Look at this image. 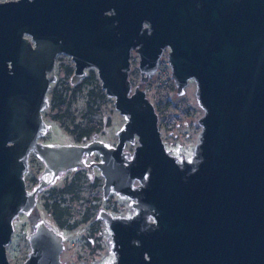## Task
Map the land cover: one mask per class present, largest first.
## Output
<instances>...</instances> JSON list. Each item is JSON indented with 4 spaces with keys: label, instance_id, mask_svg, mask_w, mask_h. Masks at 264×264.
Masks as SVG:
<instances>
[{
    "label": "water",
    "instance_id": "obj_1",
    "mask_svg": "<svg viewBox=\"0 0 264 264\" xmlns=\"http://www.w3.org/2000/svg\"><path fill=\"white\" fill-rule=\"evenodd\" d=\"M132 49L142 83L169 49L172 100L196 83L204 115L192 157L166 148L154 103L130 79ZM59 54L75 63L73 85L96 69L115 99L126 119L115 146L97 135L41 140ZM32 153L44 169L29 189ZM95 153L101 161L88 163ZM95 167L103 197L135 209L99 211L114 255L106 264H264V0H0V264H11L21 214L35 225L24 264H67L65 236L43 219L39 194L68 170L92 177Z\"/></svg>",
    "mask_w": 264,
    "mask_h": 264
},
{
    "label": "rangeland",
    "instance_id": "obj_2",
    "mask_svg": "<svg viewBox=\"0 0 264 264\" xmlns=\"http://www.w3.org/2000/svg\"><path fill=\"white\" fill-rule=\"evenodd\" d=\"M168 51L169 49H166L160 59L154 77L145 83L141 82L139 54L134 53L131 58L130 79L134 87L139 85L146 89L149 99L154 103L159 113L160 130L166 148L176 157L190 158L200 140L202 126L198 120L204 115V110L198 103L194 81H190L184 94L177 95L176 99L172 100L176 86L171 76ZM70 69L72 72L67 73ZM74 69L75 63L70 56L58 55L55 72L57 78L48 92L50 105L43 111L50 129L41 140L73 143L78 141L77 136L81 129L95 127L96 130L89 138L82 139L83 142L89 141L98 133L101 139L111 140L115 144L118 140L117 131L126 122L124 115L116 109L115 99L106 94L96 69H87L86 77L73 85L71 77ZM55 92L62 94L64 99H71L69 113L63 119L54 118L55 111L52 107ZM167 100H172L173 105L167 107ZM158 106L162 109L159 110ZM137 145L136 138L135 142L127 143L126 149L134 152ZM41 170L43 163L32 153L29 158V170L25 175L29 189L37 184ZM95 175L91 181L85 171L69 174L39 194L38 207L43 219L65 236L62 259L67 264L112 262L114 255L111 251V234L106 229L105 222L98 218V213L102 209L121 216L133 213L130 200L116 194L105 199L104 179L99 172ZM66 187L72 191H62ZM54 202H57L65 213L62 217L64 226L59 225L46 206H51ZM33 228L25 214H21L15 221V231L7 246L11 264H24L28 258L31 251L29 235Z\"/></svg>",
    "mask_w": 264,
    "mask_h": 264
},
{
    "label": "trees",
    "instance_id": "obj_3",
    "mask_svg": "<svg viewBox=\"0 0 264 264\" xmlns=\"http://www.w3.org/2000/svg\"><path fill=\"white\" fill-rule=\"evenodd\" d=\"M71 72H72V69L67 70V73H71ZM78 86H76V87H78ZM53 100H54V103H53L52 108L55 111L54 118L63 119L69 113V108L71 106V99H69V100L64 99L62 94H58L55 92V94L53 95ZM172 103H173L172 100H167L166 101L167 107H170L171 105H173ZM158 107H159V110L162 109L161 106H158ZM95 130H96L95 127H87V128L81 129L80 132L78 133L77 140L81 141L84 138H89L92 135L93 131H95ZM62 191H70L71 192L72 189H69L66 187ZM46 206L49 208L54 219L59 223V225L64 226L65 222L62 219V217L65 213L59 207V204L57 202H54L51 206H49V204H46Z\"/></svg>",
    "mask_w": 264,
    "mask_h": 264
},
{
    "label": "flooded vegetation",
    "instance_id": "obj_4",
    "mask_svg": "<svg viewBox=\"0 0 264 264\" xmlns=\"http://www.w3.org/2000/svg\"><path fill=\"white\" fill-rule=\"evenodd\" d=\"M166 50V49H165ZM165 50H164V52H165ZM134 53H137L136 52V50L135 49H132L131 50V58H132V56H133V54ZM164 54V53H163ZM163 56V55H162ZM131 72V71H130ZM159 126H160V123H159ZM118 132V131H117ZM94 135H97V138L96 139H98V140H100V141H104V142H106V143H109L110 145H116L117 143H118V140H117V142L114 144L111 140H103V139H101L100 137H99V134L97 133V134H94ZM94 135H93V137L89 140V141H86V142H83L82 140L81 141H76V142H73V143H78V144H86V143H88V142H90V141H92V140H94ZM117 136H118V134H117ZM136 140V139H135ZM135 142V141H134ZM44 143H63V144H68V143H72V142H44ZM133 143V142H132ZM127 145V144H126ZM125 151H129V150H127L126 149V147H125ZM131 153H133V152H131ZM85 158H86V161L88 162V163H90V162H93V161H97V162H99V161H101V155L100 154H98V153H95V154H93V155H91V156H89V157H86L85 156ZM178 158H180V157H178ZM180 159H182V158H180ZM41 162L43 163V161L41 160ZM43 169H44V163H43ZM81 171H85L86 172V174H87V176L89 177V175H88V169L87 168H79V169H73V170H68L67 172H65V173H63L61 176H60V178H59V180H61V179H63V178H65L67 175H69V174H77V173H79V172H81ZM41 172H42V170H41ZM41 172H40V174H41ZM96 172H99V174L102 176V178L104 179V182H105V177L102 175V173H101V171H100V169H98L97 167H95L94 168V172H93V175H92V177H89L90 179H94L95 177H96ZM40 174H39V177H40ZM39 177H38V182H39ZM58 180V181H59ZM57 181V182H58ZM37 182V183H38ZM136 184H137V182H136ZM104 185V184H103ZM53 186V185H52ZM51 187V186H50ZM50 187H48V188H50ZM47 189V188H46ZM113 194H115V193H113ZM112 195V194H111ZM117 195V194H116ZM107 199V198H106ZM129 200V199H128ZM130 202H131V200H130ZM135 212V209L133 208V213ZM132 213V214H133ZM114 214V213H113ZM131 213H129V214H127L126 216H129V215H132ZM115 215V214H114ZM33 227L35 226L34 224H31Z\"/></svg>",
    "mask_w": 264,
    "mask_h": 264
},
{
    "label": "built area",
    "instance_id": "obj_5",
    "mask_svg": "<svg viewBox=\"0 0 264 264\" xmlns=\"http://www.w3.org/2000/svg\"><path fill=\"white\" fill-rule=\"evenodd\" d=\"M160 61V60H159ZM158 67H159V64H158Z\"/></svg>",
    "mask_w": 264,
    "mask_h": 264
}]
</instances>
